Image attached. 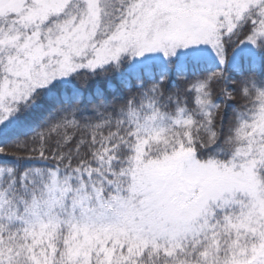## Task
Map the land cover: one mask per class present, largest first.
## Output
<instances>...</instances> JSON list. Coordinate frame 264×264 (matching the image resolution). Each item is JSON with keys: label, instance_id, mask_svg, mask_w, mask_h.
Returning a JSON list of instances; mask_svg holds the SVG:
<instances>
[{"label": "snow or ice", "instance_id": "snow-or-ice-1", "mask_svg": "<svg viewBox=\"0 0 264 264\" xmlns=\"http://www.w3.org/2000/svg\"><path fill=\"white\" fill-rule=\"evenodd\" d=\"M0 264H264V0H0Z\"/></svg>", "mask_w": 264, "mask_h": 264}]
</instances>
